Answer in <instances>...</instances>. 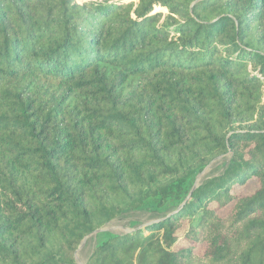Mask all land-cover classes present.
I'll use <instances>...</instances> for the list:
<instances>
[{
    "label": "trees",
    "instance_id": "obj_1",
    "mask_svg": "<svg viewBox=\"0 0 264 264\" xmlns=\"http://www.w3.org/2000/svg\"><path fill=\"white\" fill-rule=\"evenodd\" d=\"M124 219L84 264H264V0H0V264Z\"/></svg>",
    "mask_w": 264,
    "mask_h": 264
},
{
    "label": "rangeland",
    "instance_id": "obj_2",
    "mask_svg": "<svg viewBox=\"0 0 264 264\" xmlns=\"http://www.w3.org/2000/svg\"><path fill=\"white\" fill-rule=\"evenodd\" d=\"M227 158V157H225ZM223 159H219L215 162H213L205 171L204 173L202 174V176H200V179L203 177V176H207V175H211V174H214V173H217L219 171V169L221 168L222 166V163H223ZM199 179V180H200ZM256 187V184L254 181H250L243 189V191L245 192H250L252 191L254 188ZM136 219V218H135ZM128 224V220L124 219L122 221H116V222H113L109 225H107L106 227L109 229V231L113 232V233H118V232H126L128 230H133L128 228L127 226ZM95 241H96V235H93L91 237H89L85 244L83 245V247L77 252V255H76V261L78 264H84L86 258L88 257V255L90 254V252L92 251L93 247L95 246ZM203 250V247L202 246H199L197 248V251L199 253H201Z\"/></svg>",
    "mask_w": 264,
    "mask_h": 264
},
{
    "label": "water",
    "instance_id": "obj_3",
    "mask_svg": "<svg viewBox=\"0 0 264 264\" xmlns=\"http://www.w3.org/2000/svg\"><path fill=\"white\" fill-rule=\"evenodd\" d=\"M105 231H109V229H108L106 226L103 227V228H101V229H99V230H97V231H95L94 233L90 234L89 236H87V237L81 242L80 246L78 247V249H77V251H76V253H75V259H76L77 252L83 247V245L85 244L86 240H87L89 237H91V236H93V235H96V234H98V233H100V232H105ZM76 263H77V261H76ZM77 264H78V263H77Z\"/></svg>",
    "mask_w": 264,
    "mask_h": 264
}]
</instances>
